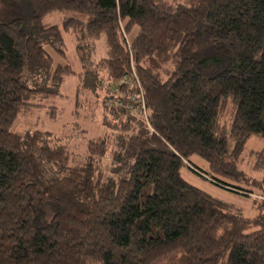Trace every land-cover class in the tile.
Listing matches in <instances>:
<instances>
[{"label":"trees","instance_id":"1","mask_svg":"<svg viewBox=\"0 0 264 264\" xmlns=\"http://www.w3.org/2000/svg\"><path fill=\"white\" fill-rule=\"evenodd\" d=\"M67 35L105 131L82 155L12 131L75 74ZM253 136L264 0H0V264H264V220L181 175L232 188Z\"/></svg>","mask_w":264,"mask_h":264},{"label":"rangeland","instance_id":"2","mask_svg":"<svg viewBox=\"0 0 264 264\" xmlns=\"http://www.w3.org/2000/svg\"><path fill=\"white\" fill-rule=\"evenodd\" d=\"M56 18V14L50 16V19ZM65 45L67 64L75 70V74L66 80L59 94L36 98L33 102L39 107L33 108L27 115L20 116L12 131L18 134L36 130L48 131L54 139L70 143L71 148L82 155L81 145H86L87 141L101 136L105 131L100 123L99 114L90 108L95 106L100 113V105L95 102L96 98L90 96L82 98L79 94L82 67L75 55L71 37L68 35ZM98 51L99 54L104 55L102 46ZM230 107L227 108L226 116L223 118L224 122H229L228 125H230L229 118L233 114ZM53 108L57 112L56 116H52ZM192 160L204 173L185 166L181 170L183 178L230 203L245 224H250L257 219L264 220V199L260 198L264 196V190L259 185L264 178V139L253 136L247 141L237 161L238 178H220L232 188L223 186L205 174L209 171V165L205 160L199 156H194ZM237 188L246 192L239 193Z\"/></svg>","mask_w":264,"mask_h":264},{"label":"built area","instance_id":"3","mask_svg":"<svg viewBox=\"0 0 264 264\" xmlns=\"http://www.w3.org/2000/svg\"><path fill=\"white\" fill-rule=\"evenodd\" d=\"M145 113V112H144ZM261 199H264V197H260Z\"/></svg>","mask_w":264,"mask_h":264}]
</instances>
